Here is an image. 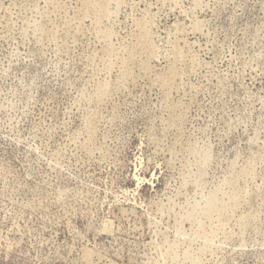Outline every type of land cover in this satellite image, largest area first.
I'll return each mask as SVG.
<instances>
[{
    "label": "rangeland",
    "instance_id": "obj_1",
    "mask_svg": "<svg viewBox=\"0 0 264 264\" xmlns=\"http://www.w3.org/2000/svg\"><path fill=\"white\" fill-rule=\"evenodd\" d=\"M0 264H264V0H0Z\"/></svg>",
    "mask_w": 264,
    "mask_h": 264
}]
</instances>
